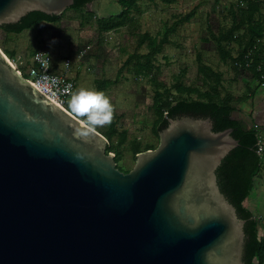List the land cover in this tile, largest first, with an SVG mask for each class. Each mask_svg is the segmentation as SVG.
Returning <instances> with one entry per match:
<instances>
[{
    "label": "water",
    "instance_id": "1",
    "mask_svg": "<svg viewBox=\"0 0 264 264\" xmlns=\"http://www.w3.org/2000/svg\"><path fill=\"white\" fill-rule=\"evenodd\" d=\"M75 0H0V27ZM25 79L0 47V264H245L217 170L240 143L210 117L168 118L123 173L108 140Z\"/></svg>",
    "mask_w": 264,
    "mask_h": 264
},
{
    "label": "rangeland",
    "instance_id": "2",
    "mask_svg": "<svg viewBox=\"0 0 264 264\" xmlns=\"http://www.w3.org/2000/svg\"><path fill=\"white\" fill-rule=\"evenodd\" d=\"M170 1L142 0L138 10L131 16L139 33L147 32L152 38L160 40L166 24L171 26L180 16L195 12L191 21L180 25L169 36V43L153 61L159 82L165 84L161 91L167 88L176 95L178 81L185 87H202L197 61L201 54L205 64L224 73L225 90L235 97L243 96L246 92L243 79L250 80L251 74L243 72L235 75L231 67L221 61L216 44L209 34V26L214 34H218L220 28L231 25L229 12L236 0ZM86 11L96 16L91 20H83L81 11L68 9L58 22L43 23L18 35L7 33L0 27V46L2 50L15 53L11 60L22 69L25 76H28V68L32 65L31 53L40 47L52 55L62 70L66 61H70L69 74L76 80V90L87 88L101 91L98 81H113L114 84L102 92L114 107L112 122L118 121L120 131L126 130L129 135L117 167L132 170L136 162L130 150L133 141L142 145H159V138L153 133L154 122L158 119L153 107L155 86L148 77L135 74L136 60L126 68L124 66L137 48L132 23L102 35L98 32L96 19L110 20L122 12V7L112 0H95L86 6ZM259 15L264 18V5ZM149 52L148 42L137 51L143 55ZM257 85V82L249 81L250 88L255 89ZM255 90L258 95H264L263 86ZM241 106L238 108L242 109ZM239 114L235 113L234 116ZM110 128L111 124L98 127V130L107 132ZM244 205L261 219V235L264 236V171L256 178L255 189Z\"/></svg>",
    "mask_w": 264,
    "mask_h": 264
},
{
    "label": "trees",
    "instance_id": "3",
    "mask_svg": "<svg viewBox=\"0 0 264 264\" xmlns=\"http://www.w3.org/2000/svg\"><path fill=\"white\" fill-rule=\"evenodd\" d=\"M94 1L75 0V4L70 10L81 11L83 20L87 18L91 20L96 15L86 11V6ZM112 1L122 7V12L110 20L96 19L98 32L102 35L104 32H110L132 23V27L135 29L133 33L137 37V48L124 66L126 68L136 60L135 74L139 77H148L155 86L153 107L158 119L154 122L153 133L159 138V132L168 126V118L175 119L185 115L210 117L214 122L215 132L228 128L233 129L232 136L239 141L240 145L223 160L222 165L218 168V184L221 192L236 207L239 217L246 221L245 264H264V236L261 235V219L244 205L245 201L251 198L256 178L264 171L263 154L258 153V144L262 138L261 129L256 125L249 126L246 121L234 116L236 112L241 111L238 106L253 98L255 89L264 86V79H262L264 76V23L258 18L264 2L261 0H236L229 12L230 26L220 28L218 34H214L209 26V34L216 44L221 61L229 65L236 75L249 72L251 77L258 82L255 89L249 87L248 92L246 91L243 96L235 97L223 86L224 73L215 71L211 66L205 64L201 54L198 55L197 61L202 87H185L178 81L176 95L167 88L161 91V87H165V84L159 82L158 71H155L153 61L163 51L164 46L169 43V36L175 33L180 25L191 21L195 15L194 11L180 16L171 26L166 24L163 38L159 40L152 38L147 32L139 33L135 21L131 19L132 13L138 10L142 0ZM165 1L171 2L170 0ZM64 15L65 12L59 17L32 12L22 18L19 23L5 25L1 28L7 33L18 35L43 23L58 22ZM147 42L150 52L146 55L137 53ZM40 50V47L34 50L31 53L32 57ZM3 52L10 60L15 57V53L5 49ZM112 84L114 82L109 80L97 82L101 91ZM66 109L72 113L68 106ZM118 125V121L112 122L111 128L107 132L96 129L108 140L106 153L116 155V164L121 160L123 147L129 138L128 131H120ZM156 148L153 144L142 145L135 140L132 142L130 150L136 160L138 154ZM117 168L123 173L131 171L121 167Z\"/></svg>",
    "mask_w": 264,
    "mask_h": 264
},
{
    "label": "built area",
    "instance_id": "4",
    "mask_svg": "<svg viewBox=\"0 0 264 264\" xmlns=\"http://www.w3.org/2000/svg\"><path fill=\"white\" fill-rule=\"evenodd\" d=\"M10 61L15 69L42 94L67 110V100L77 88L75 78L69 74L70 61H66L64 70H62L48 51L40 50L32 57V65L29 66L27 72L28 76H25L22 69L17 67L12 60ZM262 79H264V76ZM258 147V153L263 154L264 141L262 138Z\"/></svg>",
    "mask_w": 264,
    "mask_h": 264
},
{
    "label": "clouds",
    "instance_id": "5",
    "mask_svg": "<svg viewBox=\"0 0 264 264\" xmlns=\"http://www.w3.org/2000/svg\"><path fill=\"white\" fill-rule=\"evenodd\" d=\"M68 108L82 118L83 127L79 131L84 136L94 133L98 127L110 125L114 118V107L110 99L104 92L94 89L79 88L74 91L68 101Z\"/></svg>",
    "mask_w": 264,
    "mask_h": 264
},
{
    "label": "crops",
    "instance_id": "6",
    "mask_svg": "<svg viewBox=\"0 0 264 264\" xmlns=\"http://www.w3.org/2000/svg\"><path fill=\"white\" fill-rule=\"evenodd\" d=\"M258 18L264 23V18L261 17V15H258ZM224 77H225V75H224ZM243 81L245 83L246 91L250 87L249 81L257 82L253 77H251L250 80H248V81H245L244 79H243ZM257 84H258V82H257ZM249 96H251V95H249ZM246 103H248V104H246ZM244 104H246L247 106L245 107ZM244 104H242V106H241L242 109H239L241 111L236 112V113H240V114L238 116H235V117L238 119H243L244 121H246L249 124V126L256 125L257 127H259L261 129V136H262V139L264 141V136H263V133H264V95H258V92H255L254 97L251 98L248 102H245ZM263 159H264V152H263Z\"/></svg>",
    "mask_w": 264,
    "mask_h": 264
}]
</instances>
